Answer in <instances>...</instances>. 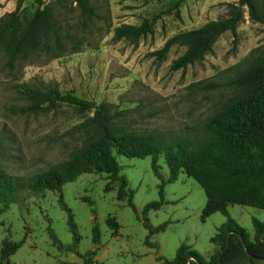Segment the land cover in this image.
Instances as JSON below:
<instances>
[{"label":"rangeland","instance_id":"obj_1","mask_svg":"<svg viewBox=\"0 0 264 264\" xmlns=\"http://www.w3.org/2000/svg\"><path fill=\"white\" fill-rule=\"evenodd\" d=\"M55 19L53 31L32 53L19 55L12 67L0 47V171L13 178L30 177L71 159L81 147L92 114L65 104L37 115H26L28 106L23 87L40 92L72 93L95 104H107L115 118L139 134L179 135L199 128L213 115L237 99L230 81L244 72L250 61L264 56V27L252 24L245 13L237 29L222 35L202 62L184 71L171 72L172 61L185 49L173 47L166 60L150 54L178 33L195 30L223 17L226 5L238 0H90L96 17L83 27V18L72 0H43ZM264 3V0H261ZM179 6H178V5ZM34 0H0V29L16 13L22 20L32 16ZM157 18L153 34L136 44L114 42L113 30L121 25H139ZM214 84L216 88L207 89ZM132 204L116 200V185L106 193L105 175H82L62 188V201L70 210L79 242L74 243L67 226V212L59 204V193L34 195L20 192L14 203L0 215L2 242H21V248L7 264H84L89 253L98 264H164L157 258L173 260L185 245L205 261L218 252L211 243L227 218L215 213L205 222L201 214L206 197L201 187L180 172L166 183L164 205L151 210L146 219L151 227L165 225L149 238L142 211L158 201L161 181L154 175L150 157L126 159L115 156ZM162 180L169 171L165 159H158ZM227 214L255 241L253 221L264 223V210L229 206ZM93 218L100 231L93 244ZM120 227L112 231L109 224ZM51 231L60 246L49 237ZM254 258L245 255L231 264H264V243Z\"/></svg>","mask_w":264,"mask_h":264},{"label":"trees","instance_id":"obj_2","mask_svg":"<svg viewBox=\"0 0 264 264\" xmlns=\"http://www.w3.org/2000/svg\"><path fill=\"white\" fill-rule=\"evenodd\" d=\"M34 2L37 7L30 18L22 20L12 13L0 29V47L9 57L10 67L19 55L36 51L55 27L51 7L45 5L43 0ZM72 2L84 20L83 27H87V22L96 17L90 0ZM245 13L250 23L264 27V3L261 0H238L226 5L223 17L198 29L176 34L150 56L162 62L173 47H183L184 53L172 61L169 70L184 71L212 54L214 45L222 35L231 34L233 44H236L237 29L244 21ZM156 20L155 17L152 20L144 19L139 25L116 27L112 40L136 44L153 34ZM230 86L237 91V99L230 106L213 115L198 129L189 128L173 136L130 131L116 122L115 118L120 114L113 112L107 104L85 101L72 93L61 94L56 90L40 92L23 87L21 93L28 102V106L22 109L23 114L37 115L65 104L92 114V118L81 147L68 161L30 177L13 178L0 171V215L16 201L20 192L34 195L59 193V204L68 214V229L74 243H78L73 217L62 201L63 186L73 183L82 175H105L109 181L105 192H112L116 185V200L126 202L136 213L132 204L134 193L128 189L126 179L120 176L115 156L126 159L150 157L153 173L161 183L158 186V201L147 204L142 211L143 226L149 233L146 246L152 247L149 238L163 231L165 225L153 228L145 217L149 211L159 210L164 205L165 185L175 182L180 172L204 191L206 205L201 214L202 222L215 213L227 218L211 240L219 250L208 261L185 245L179 247L173 260L157 258V261L164 264H231L245 255L249 258L260 255L256 251L264 243V223L253 221L255 241L251 242L248 234L229 217L227 208L237 205L264 210V56L251 60L247 69L230 81ZM214 88V84L207 86V89ZM161 156L169 171L167 182L162 180L158 166ZM119 227L116 222L109 224L112 231H117ZM49 237L56 245H61L51 231ZM92 240L94 245L99 244L100 231L95 218ZM23 243L24 240L11 242L5 239L0 248V264H7ZM95 255L89 253L87 258H83L84 264H98L94 260Z\"/></svg>","mask_w":264,"mask_h":264}]
</instances>
